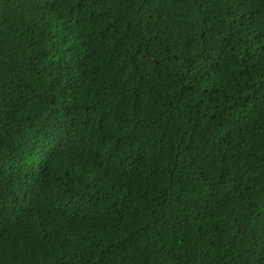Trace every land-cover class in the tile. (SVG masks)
Returning <instances> with one entry per match:
<instances>
[{
    "label": "trees",
    "instance_id": "trees-1",
    "mask_svg": "<svg viewBox=\"0 0 264 264\" xmlns=\"http://www.w3.org/2000/svg\"><path fill=\"white\" fill-rule=\"evenodd\" d=\"M0 264H264V0H0Z\"/></svg>",
    "mask_w": 264,
    "mask_h": 264
}]
</instances>
